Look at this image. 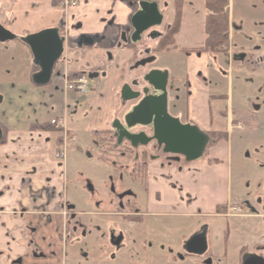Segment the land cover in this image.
I'll return each instance as SVG.
<instances>
[{
	"label": "flooded vegetation",
	"instance_id": "af4514ba",
	"mask_svg": "<svg viewBox=\"0 0 264 264\" xmlns=\"http://www.w3.org/2000/svg\"><path fill=\"white\" fill-rule=\"evenodd\" d=\"M57 1L58 4L54 5L51 0L53 7H60L66 10L65 12L78 2ZM229 2L231 0H225L221 11L217 12L208 6V0H204L205 10L202 9L201 14H196L203 19L204 33L209 17L215 19L225 14L229 23V13L225 8ZM184 3L185 0H181L178 6V0H173L172 19L167 22H164L163 9L167 7L164 0L158 1L159 6L157 3H139L136 12L152 11L156 8L160 20L142 32L135 42L131 40L134 30L127 39L131 44L142 46L135 49L134 61L123 68V82L116 95L118 102L114 105V117L108 129L92 141L89 151L82 153L86 165H77L75 174L57 179V182L63 185V191L60 197H56L59 194L57 192L49 193L47 203L53 205V209L34 213L20 206L19 212L13 215L19 219L21 225L14 229L20 235V239H17V242H20L11 264H66L67 246L91 239L94 230H103L105 238L118 251L126 248L125 242L130 240L133 246L131 253L136 252L137 264L141 261L144 264H213L212 260L204 258L209 248L205 235L206 227L201 228L198 224L199 218L213 216L207 211H201L196 191L197 179L191 175V169L195 162L213 161L214 159L207 160L209 154L215 153L222 145L228 143L231 147L233 134L239 137L243 132L242 137L246 138L248 111L234 107L232 94L230 95L227 89L228 72L235 63L250 69V53H260L258 67L264 69V45L236 48L231 44L232 37L228 30V40L219 45L216 53L211 51V48H205L204 42L191 50L181 47V50L176 51V35L184 14ZM177 10L180 11L179 28L173 42L165 44L164 37L174 21ZM0 24L4 26L1 22ZM58 33L62 38L66 36L62 30ZM20 37L24 36H17L19 41ZM160 42H163L162 48L156 49ZM157 52L166 53L167 64L163 67H152L157 60ZM146 58L153 59L144 65L136 66L140 60ZM33 66L36 65L32 62ZM126 67L129 72H134L129 78L124 75ZM139 68L143 70L139 72ZM215 74L220 77L223 86H219V91L213 94L210 78ZM163 75L164 80L160 79V88L157 79ZM124 85L126 90L129 89L126 96L136 93L138 96L124 97L121 93ZM201 85V95L205 99L199 107L195 103ZM139 105H142V110L139 109L137 113L136 108ZM257 112L253 114L254 118L258 117ZM134 113L137 114L132 117ZM239 114L243 119L242 125L236 120ZM53 119H60L63 127L53 124ZM53 119L43 123L47 125L45 128L35 129L57 131L59 136L53 156L65 171L68 148L77 138L67 129L65 117L58 116ZM197 131L204 133L207 138L202 153L195 157L192 151L199 142ZM64 143V157H59ZM111 154L118 161L111 164L112 171H109L107 168L110 167L108 161ZM92 179L102 190L107 189L104 183H110L108 190L112 193V199L109 202L114 204L115 209L112 215H108L112 219L104 222L103 226L92 217L105 216L108 212L93 211L89 208L90 193L98 194L93 190ZM109 179L116 180V184L108 181ZM124 179L129 182L130 187L117 191L119 183H125ZM78 183L83 185L82 189L78 187ZM69 194H72V199H68ZM257 202L261 203V199ZM234 203L237 204L235 201ZM219 206L225 207V210L227 208L226 205ZM2 223L3 221L0 225ZM49 225H59L54 228L55 238L50 242L47 239ZM184 230L189 231L186 237ZM76 234L80 236H75ZM201 238L205 239L204 251H191L193 247L190 246V241ZM84 245L87 251H95V245L89 242ZM77 252L79 251L74 255H77ZM246 255H256L264 259V254L245 252L240 255L238 262L230 260L228 263L225 260L220 264H242ZM123 260L124 257L113 259L115 262Z\"/></svg>",
	"mask_w": 264,
	"mask_h": 264
},
{
	"label": "crops",
	"instance_id": "0c3cea01",
	"mask_svg": "<svg viewBox=\"0 0 264 264\" xmlns=\"http://www.w3.org/2000/svg\"><path fill=\"white\" fill-rule=\"evenodd\" d=\"M158 1L79 0L65 12L60 7H53L51 0H44L43 3L42 0H1L0 22L17 36L47 28L62 30L66 35L62 59L55 65L48 85L32 83L31 73L27 80L21 75L20 79L23 80L18 79L12 63L0 66V77L8 75L11 79L8 83L0 80V94L3 97L0 124L6 129V141L0 144V222H6V228L20 227L19 219L13 216L19 212L20 206L34 213L53 209V205L47 203L48 195L54 191L59 193L56 197H60L63 185L57 179L68 176L53 156L59 136L57 131L35 129L33 125L47 123L54 117H65L67 129L77 138L70 145L72 151L69 156L77 165H86L83 149L91 148L92 141L108 129L115 113L116 95L123 82V68L134 61L135 49L142 46L127 40L133 32L131 15L138 11L139 3L158 4ZM200 5L205 10L204 2ZM225 8L229 13L230 35L234 13L232 0ZM195 19L203 22L201 16L196 15ZM182 23L181 20L177 41L183 32ZM2 46L5 54L9 52L8 55L13 58L22 57L23 45H11L9 49L8 45ZM18 48L22 53L18 52ZM76 72L87 73L89 82L97 83L101 78L96 100L98 109L92 114L88 126H83L81 119L74 114L69 117L66 113L64 116V100L68 92L64 87V75ZM107 82L109 86L104 90ZM202 90L201 85L195 103L199 107L205 99L201 95ZM208 158L214 160L195 162L191 175L197 179L196 191L201 211L223 218L216 213V207L225 205L233 197L231 147L228 143L222 145ZM55 227L59 225H49L47 228L49 242L55 238Z\"/></svg>",
	"mask_w": 264,
	"mask_h": 264
},
{
	"label": "rangeland",
	"instance_id": "374dc122",
	"mask_svg": "<svg viewBox=\"0 0 264 264\" xmlns=\"http://www.w3.org/2000/svg\"><path fill=\"white\" fill-rule=\"evenodd\" d=\"M164 2L167 3V7L163 9L164 22H167L172 19L173 0H164ZM201 2H204V0H185L184 14L182 15L183 32L176 43V51L181 50V47H184L185 50H191L192 47L204 42V22L195 19L196 14H201L200 12L203 9L201 5L197 6ZM232 5L234 13L230 32V37H232L231 44L236 48L264 45V0H232ZM258 31L261 32L259 33ZM5 43L7 44L0 43V66L12 63V66L15 67L13 72L18 75V79L22 76L25 80L28 78L30 67L32 66L30 51L25 44L20 43L16 39ZM2 45H8V49L11 48V45L24 46L22 57L13 58L8 55L9 52L5 54ZM18 52H21L19 48ZM156 55L157 60L152 67H163L167 64L165 62L166 53L157 52ZM259 57L260 53H250V69L235 63L230 67V72H228L229 87L227 88L226 86V88L230 91V95L232 93L234 107L248 111L246 114L247 126H245V131H247L246 138L242 137L243 132L239 134L241 135L239 137L236 134L231 137L232 200L241 208L240 213L242 216L199 218V227H206L205 235L209 245L204 258L212 260L213 264H215V261L220 264V262L225 260L228 263L230 260L238 262L240 255H244L245 252L248 254H264V69H259L260 67H258ZM15 59L16 61H14ZM141 70L143 69H138L139 72ZM133 73L129 72L127 67L124 70L125 78H129V75ZM0 80L8 83L11 79L8 75H1ZM100 80L101 78L97 80V83L90 81L86 85L87 92L84 94L68 90L64 100V116L66 113L69 117L74 114L81 119L83 126H88L92 114L98 109L96 100L98 99L97 92L101 85ZM108 86L107 82L103 89L106 90ZM219 86L222 87L223 82L215 74L210 78V87L213 94L219 91ZM117 98L118 96H116V100ZM255 111H258L257 118L253 117ZM86 114H89V116L86 117ZM236 120L241 125L243 124L240 114ZM79 139H83L81 135H79ZM78 143L81 144V141H78ZM71 151L72 147L69 146L65 170L67 175L76 173L77 163L73 162L69 156ZM87 151L89 150L83 149V154ZM114 161L118 160L111 154L108 161V166L110 167L107 168L109 171H112L111 164ZM114 173L116 174V172ZM108 181L116 184V180L112 181L109 179ZM124 181L125 183H119L117 191L130 187L129 182L126 179ZM91 183L94 186L93 190L97 191L98 194L90 193L91 204L89 208L93 211L108 212L105 216L92 217L99 225L103 226L104 222L112 219L108 215H112L115 209L114 204L109 202L112 199V193L108 190L110 183H104L106 190H102L100 185L93 179ZM69 184L71 185L70 182ZM78 187L82 189L83 185L78 183ZM68 199H72V194H69ZM258 199H261V203L257 202ZM3 223L0 225V264H11L10 261L15 259L19 249L20 241L17 242V239H20V235L14 229L6 228V222L3 221ZM188 232L184 230V237L187 236ZM75 236L79 237L80 235L76 234ZM87 242L95 245V251H87L84 245ZM125 244H127V247L118 251L105 238L103 230H94L91 239L82 240L78 244L67 246L66 264H137L136 252L131 253L133 246L130 244V240L125 242ZM76 251L79 252L74 255ZM123 257V261H113L114 258L117 260ZM139 264L144 263L141 261Z\"/></svg>",
	"mask_w": 264,
	"mask_h": 264
},
{
	"label": "water",
	"instance_id": "95a60500",
	"mask_svg": "<svg viewBox=\"0 0 264 264\" xmlns=\"http://www.w3.org/2000/svg\"><path fill=\"white\" fill-rule=\"evenodd\" d=\"M141 7H144L141 5ZM155 18L157 20L155 21ZM160 20V15L157 11V9H153L152 11H146L145 12H136L133 17L131 18L132 27L134 30V33L131 37V40L135 42L139 39L140 34L147 30L150 26L156 25ZM17 38V35L13 34L11 31H9L7 28L2 26L0 24V42L4 43L7 41H12ZM20 41H22L24 44H26L31 52L32 55V62L37 65L39 70L32 74L31 80L32 82L37 86L46 85L50 82L54 67L57 63V61L60 59L62 53H63V41L64 38L60 37L58 30L56 28H48L43 29L41 31H38L36 33L20 37ZM153 58H146L140 60L136 66L138 65H144L146 62L152 61ZM163 78L164 75L159 77L157 80ZM159 87L161 88V82ZM129 90V89H128ZM126 86L124 85L122 87V95L127 98H136L138 96V93L133 95H127L126 93ZM3 100L2 95H0V104ZM142 105H139L137 109V113L139 112V109L142 110ZM137 113L132 114V117L136 115ZM144 115V112L142 113V116ZM0 136H1V128H0ZM133 138L138 136L131 135ZM129 136V138H132ZM196 136L198 138V144L196 147H194L192 154L193 156L197 157L200 155L205 147L206 144V138L207 136L197 131ZM191 251L193 252H199L202 253L206 247L205 239H192L190 241ZM242 264H264V259L256 256V255H246L243 259Z\"/></svg>",
	"mask_w": 264,
	"mask_h": 264
},
{
	"label": "trees",
	"instance_id": "16d2710c",
	"mask_svg": "<svg viewBox=\"0 0 264 264\" xmlns=\"http://www.w3.org/2000/svg\"><path fill=\"white\" fill-rule=\"evenodd\" d=\"M225 0H208V6L219 12L221 11L223 7V2ZM181 0H178V6L180 4ZM53 4H58L57 0H53ZM179 17H180V11L177 10L176 14L174 16V21L171 23L170 29L166 33V36L164 37V43L168 44L173 42V38L175 36V33L177 32L179 28ZM205 34L206 38L204 41V47L205 48H211V51L217 52L218 47L221 43L228 40V30H229V23H228V17L227 15H221L219 18H208L205 23ZM163 42H160L159 45L156 47V49H161ZM37 70L36 66H33L31 69V72H34ZM47 125L43 124L42 126L33 125L34 128H45ZM1 128V136H0V144L4 143L6 141V135H5V128L0 124ZM104 131L101 133L103 134ZM225 211V207L219 206L217 207V212L221 213Z\"/></svg>",
	"mask_w": 264,
	"mask_h": 264
},
{
	"label": "built area",
	"instance_id": "2783aa9c",
	"mask_svg": "<svg viewBox=\"0 0 264 264\" xmlns=\"http://www.w3.org/2000/svg\"><path fill=\"white\" fill-rule=\"evenodd\" d=\"M87 76L86 75H73L72 77L67 76L65 78V87L69 90H75L77 92L83 93L86 92ZM53 124L63 127V123L60 119H53ZM65 154V143L63 144L61 150L59 151L58 156L64 157ZM234 207H230L229 211L234 210Z\"/></svg>",
	"mask_w": 264,
	"mask_h": 264
}]
</instances>
